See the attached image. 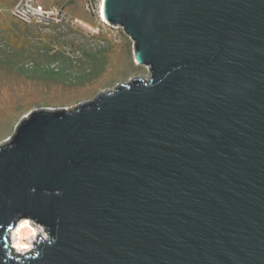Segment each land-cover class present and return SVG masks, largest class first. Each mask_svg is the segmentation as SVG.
<instances>
[{
    "label": "water",
    "instance_id": "obj_1",
    "mask_svg": "<svg viewBox=\"0 0 264 264\" xmlns=\"http://www.w3.org/2000/svg\"><path fill=\"white\" fill-rule=\"evenodd\" d=\"M102 5L149 75L0 143V264H264V0ZM20 217L57 238L36 259Z\"/></svg>",
    "mask_w": 264,
    "mask_h": 264
},
{
    "label": "rangeland",
    "instance_id": "obj_2",
    "mask_svg": "<svg viewBox=\"0 0 264 264\" xmlns=\"http://www.w3.org/2000/svg\"><path fill=\"white\" fill-rule=\"evenodd\" d=\"M17 1L0 0V143L32 110L72 109L119 83L148 77L149 69L135 62L134 43L123 33L90 36L67 22L22 24L8 15ZM43 1L91 24L98 21L100 0Z\"/></svg>",
    "mask_w": 264,
    "mask_h": 264
},
{
    "label": "built area",
    "instance_id": "obj_3",
    "mask_svg": "<svg viewBox=\"0 0 264 264\" xmlns=\"http://www.w3.org/2000/svg\"><path fill=\"white\" fill-rule=\"evenodd\" d=\"M98 12L99 5L95 12L98 21L95 24H91L83 18L71 16V14L66 12L63 8L54 6L46 7L40 0H18L11 10H9L12 18L26 25H47L51 22H67L68 27H71V29L82 30V32L90 36L106 33V35L112 37V35L117 36L119 32L125 35L122 27L113 26L106 22L104 18H99Z\"/></svg>",
    "mask_w": 264,
    "mask_h": 264
},
{
    "label": "clouds",
    "instance_id": "obj_4",
    "mask_svg": "<svg viewBox=\"0 0 264 264\" xmlns=\"http://www.w3.org/2000/svg\"><path fill=\"white\" fill-rule=\"evenodd\" d=\"M10 226V244L19 256L31 255L32 259H36L41 255L40 246L46 244L51 247L56 243L57 238L50 229L46 230V226L31 217L13 219Z\"/></svg>",
    "mask_w": 264,
    "mask_h": 264
},
{
    "label": "bare ground",
    "instance_id": "obj_5",
    "mask_svg": "<svg viewBox=\"0 0 264 264\" xmlns=\"http://www.w3.org/2000/svg\"><path fill=\"white\" fill-rule=\"evenodd\" d=\"M102 12H103V5H102V0H100L99 1V12H98V17L99 18L100 17L104 18ZM61 23H64V22H56V23L51 22V23H48L47 25H50V24H54L55 25V24H61Z\"/></svg>",
    "mask_w": 264,
    "mask_h": 264
},
{
    "label": "crops",
    "instance_id": "obj_6",
    "mask_svg": "<svg viewBox=\"0 0 264 264\" xmlns=\"http://www.w3.org/2000/svg\"><path fill=\"white\" fill-rule=\"evenodd\" d=\"M40 2H41L44 6H46V7H51V6H47V5L44 3L43 0H40ZM12 7H13V6H12ZM12 7H11V8H12ZM66 12H67V11H66ZM8 15H9V17H10L11 19L15 20L14 18L11 17L9 11H8ZM76 17H79V16H76ZM80 18H82V17H80ZM83 19H85V18H83ZM85 20H88V19H85ZM15 21H17V20H15ZM18 22H19V21H18ZM93 23L95 24V23H97V21H96V22H93Z\"/></svg>",
    "mask_w": 264,
    "mask_h": 264
}]
</instances>
